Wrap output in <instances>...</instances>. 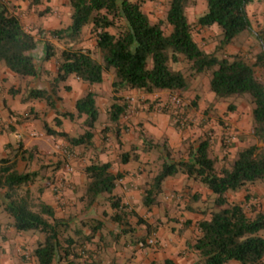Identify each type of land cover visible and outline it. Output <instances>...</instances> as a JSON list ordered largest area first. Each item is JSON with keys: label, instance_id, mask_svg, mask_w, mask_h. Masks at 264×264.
Returning a JSON list of instances; mask_svg holds the SVG:
<instances>
[{"label": "trees", "instance_id": "16d2710c", "mask_svg": "<svg viewBox=\"0 0 264 264\" xmlns=\"http://www.w3.org/2000/svg\"><path fill=\"white\" fill-rule=\"evenodd\" d=\"M250 1L203 0L204 11L196 18V24L200 27L215 25L220 30L217 50L227 46L239 33L249 30L245 6ZM39 2L31 0L30 4ZM65 3L69 20L65 26L46 31L38 29V35L63 42L64 46L57 53L53 43L46 40L43 44V59L53 57L55 70L46 86L26 87L19 100L42 102L45 110L55 114L53 124L57 127L60 125L59 116L69 119L82 117V131L70 135L42 121L44 134L60 138L69 150L93 145V129L98 114L94 92L87 90L78 97L74 101L73 112L56 109L61 99L59 92L66 87L64 83L70 76L92 85L101 82L103 73H109L112 103L107 109V120L110 123L108 127L117 132L119 119L130 103L120 95L122 91L152 94L163 90L181 97L189 88V76L208 74V89L214 100L246 97L250 104L249 134L253 141L238 148L230 161L217 166V159L210 155V135L206 131L193 140L184 138L176 149L168 147L165 140L155 142L140 132L141 151L158 148V156L155 170L139 185L138 205L145 211L157 206L163 181L183 174L209 190L212 196L210 209L205 211L207 218L197 221L196 234L186 244L195 254V263L262 264L264 239L257 233L264 229V207L256 209L252 205L246 210L245 199L232 203L227 200L229 192H235L245 184L260 182L264 186L262 40L259 39L261 48L250 60L237 53L217 56L216 51H204L194 41L192 26L186 17L185 9L191 0H168L164 20L157 21L149 20L140 0H65ZM41 14L37 11V15ZM163 24L169 27L167 33L163 32ZM83 26L87 27L93 39L92 47L77 45ZM38 44L37 36L26 30L17 15L0 0V64L18 78H36L42 72L47 73L34 60L33 53ZM180 61L186 64V73L169 66ZM158 102V99H153L149 105L155 107ZM190 104L194 106L195 99ZM234 107L229 102L226 109L231 111ZM158 110L169 115L174 128H183L182 113L177 107L170 106L169 100ZM1 129L4 126H0ZM224 135L222 128V150L230 144ZM6 147V153L0 155V210L10 218L9 226L15 232L38 231L43 234L29 253L35 264H119L113 259L102 263L96 258V251L100 250L98 241L102 239L100 231L107 222L111 224L107 231L114 245L120 237L129 238L136 225L145 229L144 236L155 231L157 222H146L115 193L123 174L111 172L109 162L93 160L82 169L85 179L76 201L78 211L72 216L62 217L57 216L54 207L38 195L52 180H46L45 185L39 186L36 194L32 195L28 185L36 172L16 170L18 161L28 162L37 158L36 148H26L21 141ZM127 158L126 152L120 154L121 162H126ZM131 159L138 160L133 154ZM197 198L198 194L188 192L187 210L199 211L192 207ZM96 206L101 207L99 214L93 212ZM73 219L76 226L71 224ZM83 227L88 231L84 232ZM136 242L139 247L151 244L144 238ZM86 243L93 244V250H88ZM160 264L172 262L165 259Z\"/></svg>", "mask_w": 264, "mask_h": 264}, {"label": "crops", "instance_id": "0c3cea01", "mask_svg": "<svg viewBox=\"0 0 264 264\" xmlns=\"http://www.w3.org/2000/svg\"><path fill=\"white\" fill-rule=\"evenodd\" d=\"M10 8L8 10L16 14L29 10L31 24L25 27L29 32L35 34L39 39V44L33 53L36 65L43 71L40 76L36 78L23 77L18 78L15 74L4 68L0 64V120H3V116L10 118L8 123H16L14 129L10 127L0 130V151L7 149V144H13L17 141H21L26 148L35 147L36 154L44 155L47 153L55 152V148L63 141L60 138H53L46 135L42 129V121H45L49 126L54 129H61L70 135H76L82 131L80 122L82 117L71 119L67 117H61L59 127L54 126L53 117L55 114L51 110H45L42 102L36 100H29L21 102L19 99L21 93L26 87H44L47 80L55 70V61L53 57L47 60L43 59L44 41L48 40L53 43V40L44 38L42 35H38V29L43 31L65 26L68 23L67 16H62L60 19L53 21L54 24L48 22L50 6L59 5L63 12H68L65 0H40L37 4H30L31 0H10ZM63 3V5H62ZM37 11H41V15H37ZM31 18V19H30ZM86 27V26H85ZM42 36V37H41ZM47 37V36H46ZM83 43V42H82ZM80 43V44H82ZM94 44V42H93ZM85 46V44H84ZM86 47V46H85ZM102 81H105L102 83ZM110 75L107 73L102 74V80L100 83L87 85L70 76L65 81V88L61 89L59 95L61 97L58 101L56 109L58 111L73 112L74 101L80 97L85 91L91 90L94 92V100L97 111L101 110L105 115L103 121L98 122L93 129L92 143L93 145L88 148H75L76 155L73 156L67 163L70 165V172L64 169V159L61 154L54 153V164L51 166L53 169L49 172V175H44L40 180L37 179L38 171L35 166L38 167L36 159H32L25 163L26 168L24 171H34L36 176L33 181L28 185L30 190L36 193L39 186H44L45 181L50 178L51 183L45 186L38 194L39 197L45 202L54 207V200L58 197L60 200L70 199L71 204H76L77 197L80 194L81 186L85 179L83 168L93 160L100 162H109L111 164V172H120L123 174L122 187L117 185L115 193H117L122 201L135 209L138 215L148 223L157 222V227L154 232L144 236L145 229L141 226H135L132 235L122 237L124 240L121 242L123 256H121L119 264H160L165 259H168L172 264H196V257L194 252L190 251L186 244L191 241L196 234V224L202 218H207L206 210L211 206V194L209 190L200 184L192 181L183 174H178L174 177L166 178L162 183L161 193L158 195V205L153 207L149 211H145L138 205L139 200V184L144 178L142 169L146 167L148 163L147 156L155 149L152 147L148 151H141L142 141L140 132L146 137L152 139L155 142L165 140L166 145L170 148L176 149L181 146L184 138L193 140L201 135L202 130L207 121L203 122L201 128L197 129L193 135L194 129H176L171 123L169 115L163 111H159L156 107L160 105L157 103L155 107L149 105L151 98L148 94L143 95V98H134L127 105V110L123 116L119 119V129L114 132L108 126L110 125L107 120V109L112 103L111 92L109 88ZM15 90V93H11L10 89ZM103 90V93L98 94L99 90ZM10 93V94H9ZM141 94L136 90H124L120 93L121 96L127 94ZM159 94H167L166 91L160 90ZM12 94V95H11ZM95 96L97 99H95ZM163 97V96H162ZM213 97V95H212ZM140 99V100H139ZM162 100V98H159ZM214 99V98H213ZM207 110L202 112L203 116H207ZM211 112L209 115H213V118H209L212 124L215 122L217 126H213L214 132L210 136V148L215 140V137L219 138L221 133V124H225V120L231 125L233 129H236V134L241 135L242 138H234L233 145L228 149L222 150V153H227V156L233 157L235 151L248 145L253 140L249 134V113L246 114L245 110L241 113L240 105H236L233 110H220L217 114ZM26 116V119L24 117ZM108 127V128H107ZM31 131V132H30ZM30 133V135H29ZM34 134V136H32ZM36 134V135H35ZM198 137H197V136ZM14 141H10V138ZM196 137V138H195ZM218 145V142H217ZM216 145V146H217ZM133 146V147H132ZM218 147V146H217ZM158 153V148L155 149ZM126 152L128 154V160L126 162L120 161V154ZM229 152V153H228ZM137 156L138 160L134 161L131 156ZM147 155L146 157L144 155ZM37 155V156H38ZM50 157V156H48ZM221 157V156H219ZM47 165V161L44 162ZM19 165V161L16 167ZM30 165V167H29ZM29 168V170L27 169ZM17 170V169H16ZM19 171V170H17ZM37 184L36 188L32 190V185ZM55 184L60 186L59 193H53L51 191V185ZM176 193L177 198L186 202L188 192L190 194H198L196 204H192V207H197L199 211L187 210L184 204L176 205L175 200L170 198L165 199L164 195L169 193ZM170 199V200H168ZM250 202L255 200L256 209H262L264 207V186L260 182L248 183L235 192H229L227 194V200L229 202H238L244 200ZM73 206H71L72 209ZM55 209V207H54ZM56 210V209H55ZM70 211V210H69ZM8 232L13 229L7 225ZM21 234L20 232H18ZM140 238H144L146 241L152 239L153 242L145 247H139L136 242ZM111 246H115L111 244ZM112 252V250H110ZM116 258L118 257L115 253ZM111 257L112 254H111ZM0 264H15L13 258H0ZM262 264H264V256Z\"/></svg>", "mask_w": 264, "mask_h": 264}, {"label": "rangeland", "instance_id": "374dc122", "mask_svg": "<svg viewBox=\"0 0 264 264\" xmlns=\"http://www.w3.org/2000/svg\"><path fill=\"white\" fill-rule=\"evenodd\" d=\"M3 1L5 2L6 6L9 9H11L9 7L11 1L10 0H3ZM140 1H141L142 10L146 13L150 21L164 20L165 11L168 6V0H140ZM48 9H50V12L48 15V18H49L48 22L51 21L49 22L51 24H54L53 21L60 19L62 16L66 17L68 14V12H63L61 10V7H59V5L50 6ZM203 11H204L203 0H191V3L185 9L187 20L192 26L193 39L196 43H198V45L204 51L206 52L216 51L215 54L217 56H221L223 54L229 55L231 53H237L241 55L242 57H244L245 59L250 60L253 54H255L261 48L259 44L260 43L259 39L262 40V43L264 45V0H251L245 6L246 15L250 22L249 30L239 33L236 37L233 38V40L227 46H225L223 49H218V50L217 48L219 45V39L221 37L220 30L215 25H211L209 27H200L196 24V18L199 15H201ZM30 14L31 13H29L28 9L27 11H25L24 9L22 13L17 11L15 15H17V17L22 21V24L25 27H27L31 24V20H29ZM162 29L164 33H167L169 30V27L163 24ZM53 44L55 45V53L58 52L59 48L64 46L63 42H56L55 40H53ZM84 44L86 47L93 46V39L89 36L88 29L85 26L81 28L80 39L77 45L84 46ZM169 66L172 69H180L184 73H186V69H185L186 64L182 61L169 64ZM256 74L257 75L259 74L258 70L256 71ZM188 81H189L188 90L183 92L181 97L177 95L175 96L178 97L179 99L177 108L179 110V113H182V116H183L182 117L183 118L182 121L184 122L183 128L194 129L192 133L193 135L195 134V132L198 131L197 129L201 128L206 123L205 127L202 130H200V133L198 135H201L203 132L206 131L211 136L214 132V128H212V125L217 126V124H215V122L213 124L211 123L212 121L209 118L211 117L213 118V115H209V113L216 112L215 114H217L218 112H220V110H223V109L227 110L226 107L229 102H232L234 106L239 104L241 108V113L244 110L246 114L249 113L250 104L247 102V99L244 96L242 97L235 96V97L227 98L224 101L214 100L212 97V93L208 89V74H199V75L189 76ZM104 82L105 81H102V83ZM158 92L159 91L152 93V94H148L152 100L153 99L159 100L158 103L160 105H157L156 106L157 108L162 106L164 102L170 100V96H172L167 93V94L162 95L163 96L162 97L161 94H159ZM100 93H103L102 89L99 90L98 94ZM143 95L145 94L143 93L141 94L137 93L134 95L127 94L126 97L131 98L130 100L131 102L132 100H135L134 98L136 97L143 98L142 97ZM160 97L162 98V100L159 99ZM95 99H97L96 96H95ZM193 99H195L194 106L190 104V102ZM204 110H207L206 111L208 113L207 116L202 115V112ZM105 117L106 115L101 110H99L97 114V119L95 121V125H97L98 122L103 121ZM24 119H26V116L24 117ZM203 119L204 121H207V122L204 123ZM8 120H10V118H8L7 116H3V120H0V126H5V128H7V126H11V128L14 129V126L16 125V123L13 122V119L11 120V123H8ZM225 121H226L225 124L224 123L221 124L220 129H221V133H222V128H223V132L225 133V135L226 134L230 135V139L227 141L230 143L229 146H227L226 148L228 149L231 145H233L234 138L235 139L242 138V136L237 135L235 133L236 129H233L227 120ZM248 125H249V122H248ZM221 133L219 134V138L215 137L216 139L215 140L213 139V142L210 148V155L217 159V162H216L217 166H219L222 163L225 164L226 162L230 161L232 158L231 156H227V153H222V146H221V140H220ZM32 136H34V134ZM10 141L11 142L14 141L12 137L10 138ZM217 142H218V145H217ZM152 151L153 152H151L148 156L146 154L144 155L145 157L147 156L148 163L146 164V167L142 169L144 173L143 180L152 174V172L155 170L156 165H157L156 157L158 156L157 155L158 153L156 152L155 149H153ZM58 152L61 154V157L63 156L62 158L64 159V162H65L64 169H66L67 172L71 171L70 165L67 163V161H70V159H72L73 156L76 155V153H75V150H69L62 142L58 144V147L55 148V152L51 154L50 153H47L44 155L37 154L38 155L37 163L39 164L38 167L35 166V168H37V171H38L37 179L40 180V177L42 178L44 175H49V172L53 169L51 166L55 162L53 159L54 153L58 154ZM5 153H6L5 151H0L1 156H3ZM45 161L48 162L47 165L44 163ZM25 168H26L25 163H23V161H19V165L16 167V169L19 171H24ZM27 169L29 170L28 167ZM36 186H37L36 183L33 184L31 187L32 190L36 188ZM118 186L119 188L122 187L121 182L118 184ZM51 191L54 194L59 193L60 186L52 184ZM35 194L36 193L32 192V195H35ZM164 197L165 199L170 198L171 200H175L176 201L175 206H178L180 203L181 204L185 203L184 200L182 201V199L180 200V198L179 199L177 198L178 196H176V193L170 192L169 194L164 195ZM60 198L58 197L57 199L54 200V207L56 209L55 213L57 216H62V217L72 216L78 211L79 205L76 201H75L76 204H71L70 199L65 200L63 198L62 200H60ZM194 204H196V202H194ZM252 205H254V207L256 208L255 200L246 202L245 203L246 210H249L248 208H251ZM71 206H73L72 209H71ZM100 208H101L100 206L99 207L96 206L93 212L95 214H99ZM73 218H75V216ZM73 220L71 224L72 226H76L77 222L75 221V219ZM9 221H10V218L3 211L0 210V258H13L15 259V264H35L34 260L29 255V253L31 249L35 246L36 241L42 239L43 234L38 231H22L20 232L21 234H19L18 232H15L14 230L11 232H8L7 225L9 224ZM110 227H111V224L107 222L106 226H104L103 229H101L100 231L102 239L98 241V244L100 245V250L96 251V258H99L102 263L109 262L111 259H113L116 263H118L121 259L120 257L123 256V252L121 251L122 250L121 242L124 239L120 237L119 241L115 244V246H111V236L107 231L108 228ZM83 231L87 232L88 231L87 227H83ZM257 234L264 239V229H261ZM85 247L88 250H93L94 245L91 243H86ZM110 250H112V252ZM115 253L118 256L117 258H116ZM111 254L113 257H111Z\"/></svg>", "mask_w": 264, "mask_h": 264}, {"label": "built area", "instance_id": "2783aa9c", "mask_svg": "<svg viewBox=\"0 0 264 264\" xmlns=\"http://www.w3.org/2000/svg\"><path fill=\"white\" fill-rule=\"evenodd\" d=\"M125 98L128 100V102H130L131 98H128L126 96H125ZM178 103H179L178 97H176L175 95L170 96V100H169V105L170 106H172V107L175 108V107H177ZM180 120H181V123H184L182 121L183 120L182 117H180ZM229 139H230V135L229 134H226V141H228ZM170 197H171V195H170ZM147 241H148V243H152V240L151 239H149Z\"/></svg>", "mask_w": 264, "mask_h": 264}]
</instances>
